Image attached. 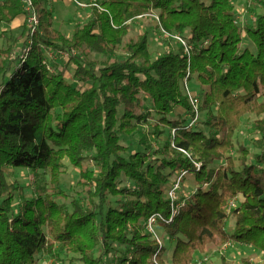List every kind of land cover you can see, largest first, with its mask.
I'll return each instance as SVG.
<instances>
[{
    "label": "trees",
    "instance_id": "trees-1",
    "mask_svg": "<svg viewBox=\"0 0 264 264\" xmlns=\"http://www.w3.org/2000/svg\"><path fill=\"white\" fill-rule=\"evenodd\" d=\"M32 1L34 34L22 0L0 1V26L24 22L20 52L13 55L17 41L0 46V264H37L55 246L72 256L68 264H166L165 248L146 229L151 216L175 241L172 264H194L216 240L264 252V14L246 31L253 49L241 51L231 0H96L70 37L53 28L47 0ZM150 11L165 33L186 41L187 54L180 47L153 57L148 32L127 37L129 23ZM119 47L125 56L112 60ZM47 53L67 56L61 71L48 70ZM193 76L205 88L198 112L208 131L199 117L189 126L195 113L183 91ZM147 101L151 109L142 112ZM176 108L184 117L171 118ZM249 113L257 117L258 153L250 162L238 147L237 167L229 153ZM161 127L170 139L155 148L146 134L160 138ZM65 160L79 170L70 210L60 184ZM7 167L49 175L19 211L15 194L23 190L7 180ZM181 170L193 193L172 202L167 191Z\"/></svg>",
    "mask_w": 264,
    "mask_h": 264
},
{
    "label": "rangeland",
    "instance_id": "rangeland-1",
    "mask_svg": "<svg viewBox=\"0 0 264 264\" xmlns=\"http://www.w3.org/2000/svg\"><path fill=\"white\" fill-rule=\"evenodd\" d=\"M89 1V2H88ZM94 0H87V8L90 9V2ZM234 4L235 14L237 16V23L242 30L243 43L241 45V51L244 49L252 50L253 47L248 41L247 37V28L251 27L254 18L259 14H264V8L262 5L263 0H231ZM79 3H85L83 0H77ZM50 5L46 4V7L51 8L53 10V23L54 28L59 30L61 33L68 35L73 30L82 25L89 19V10L85 13V15H79L77 18L76 13L78 11H83L79 8L76 2L70 0H50ZM80 9V10H79ZM88 16V17H87ZM156 17H158V13L154 11H150L148 14L143 15L142 17H138L129 23V32L127 37L134 38L137 35L148 32V44L149 50L153 57H158L164 54L166 51L172 49L177 51L180 49V45L170 36H167L161 30ZM251 17H254L251 19ZM24 22L20 24L19 27L11 29L9 26H0V46H8L13 44L12 41H17L13 44V55H17L20 52V46L22 38L20 35L23 30ZM70 37V35H69ZM125 56L122 47H119L116 52L111 56V59H122ZM47 61L50 64V67L54 72L61 71L65 63L67 62V57L65 55H53L46 54ZM88 59L91 60H102L103 57L89 54ZM70 69L73 72V67L70 66ZM72 72H68L65 74V77L68 82H72ZM188 83V88L190 94L193 96H197L200 100V104L202 101V94L205 88L201 87L197 81L196 77L193 76ZM183 94L187 95V92L183 91ZM150 102H146V106L141 110L142 112H147L150 110ZM200 107V105H199ZM181 108H176L174 113L171 115V118H177V116L181 115L184 117V111ZM179 116V117H181ZM199 119L201 120V124L199 129L204 131H208L203 126V121L205 119V113H199ZM259 119H264L260 117ZM257 120V117L254 114H246L241 121L239 128L237 129L234 136V149L229 153V156H232L235 160L236 166L238 167V160L240 158V154L237 151L238 147L243 146L249 150V161L254 162L255 155L258 153L253 146L255 140L260 138V134L256 132L253 128L254 122ZM151 126L154 125V121L150 122ZM151 131V129H150ZM160 131H164V134L159 138L158 136L152 134H144L147 135L148 141L151 143L153 147H161L162 144L170 139V133L168 128H160ZM140 139V136L136 135L135 138L131 139V143L134 144L137 140ZM140 149H142L140 147ZM222 163H216V166ZM89 164H85L87 167ZM91 168L93 166L91 165ZM7 180L10 183H17L22 190L23 193L20 194L18 191L15 194L14 200V210L19 211L22 207L23 199H36L37 198V190L41 187H46L49 182V175L46 172L36 171L32 172L25 168H13L7 167L6 169ZM79 178V170L73 168L70 163L65 160L64 161V169L63 173L60 176V184L62 190L67 194V198L64 199L65 204L67 205L68 210H70V202L72 199L76 198L78 193H80V189L76 187L77 181ZM130 184V183H129ZM128 181H123L122 185H129ZM193 180L190 176L186 175L181 182V189L178 193V201L182 203L187 197L192 195L193 193ZM113 201V199H111ZM236 202L240 201V198L233 199ZM232 201V200H231ZM229 205V204H228ZM228 208V206H227ZM226 208V209H227ZM233 219L229 218L226 224V230L231 232L233 229ZM150 233V232H148ZM154 238L158 242L160 246L165 248V261L166 264H172L170 261L172 250L175 241L173 239H169L164 231L161 228H156L154 226ZM54 255L50 256L47 254H42L38 258L37 264H68L69 259L72 257L71 255H66L60 251L58 246H55ZM98 249L94 252V255H98ZM119 255L118 252L114 253V258ZM226 262L227 264H264V252L254 249L252 246L245 244H237L233 242H222L220 240H216L215 242L207 245L205 250L197 254L195 256L194 264H223Z\"/></svg>",
    "mask_w": 264,
    "mask_h": 264
},
{
    "label": "built area",
    "instance_id": "built-area-1",
    "mask_svg": "<svg viewBox=\"0 0 264 264\" xmlns=\"http://www.w3.org/2000/svg\"><path fill=\"white\" fill-rule=\"evenodd\" d=\"M70 1L76 2L79 7H82V8L87 7V4L85 5L83 3H79V2H77V0H70ZM22 3H23L25 15H26V26L29 29V32L31 34H34L36 32L38 26H39V19H38L37 12L35 10L33 1L32 0H22ZM90 6L96 7L97 6L96 0L91 1ZM156 20L159 24V18L158 17H156ZM159 26H160V24H159ZM163 33L166 34L167 36L172 37L180 45V47L183 48V51L185 54L188 53V51L191 47L186 43V41L182 37H180L178 34L170 35V34L165 33L164 31H163ZM48 54H50V53H48ZM65 57H67V56L65 55ZM48 70L50 72H54L53 69L49 65H48ZM184 83H185V89L187 92V97L189 98V102L192 105V107L194 109V113H195L193 119L189 122V126L191 127V126L195 125V123L197 122V119L199 117L198 108H199L200 102H199V99L197 96H193L192 94H190V91H189V88L186 84V81H184ZM181 152H183L185 154V156L190 157L189 153H187L186 151L181 150ZM196 166L199 168L200 165L196 164ZM186 175H187V173L184 170H181L177 174L175 182L171 185V187L167 191V196L170 199V201H172V202L178 201V193L181 189V182ZM235 204H236V200L230 201L229 205H228V210H230L231 207L235 206ZM174 212L176 213V211H174ZM155 223H156L155 216H151V218H149V220L147 221V224H146L147 231L154 234V235H155V233H154Z\"/></svg>",
    "mask_w": 264,
    "mask_h": 264
},
{
    "label": "crops",
    "instance_id": "crops-1",
    "mask_svg": "<svg viewBox=\"0 0 264 264\" xmlns=\"http://www.w3.org/2000/svg\"><path fill=\"white\" fill-rule=\"evenodd\" d=\"M1 1V0H0ZM55 2L57 1V0H54ZM83 1H85V3H83V4H87V0H83ZM50 0H47L45 3H44V6L46 7V4L47 5H50ZM89 2V1H88ZM51 13H52V15H53V10H51V8H48V7H46ZM81 10H83V11H78V13H76V16H77V18H79V15H85V13L89 10V14L88 15H90V9H88L87 7H79ZM79 9V10H80ZM88 17V16H87ZM254 17H251V19H253ZM255 19V18H254ZM254 21V20H253ZM20 24H21V21L20 20H15L11 25H9V27L11 28V29H14V28H17V27H19L20 26ZM52 26H54V23L52 22ZM54 28V27H53ZM55 29V28H54ZM70 36H71V33L69 34ZM69 35H68V37H69Z\"/></svg>",
    "mask_w": 264,
    "mask_h": 264
}]
</instances>
